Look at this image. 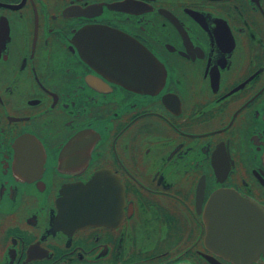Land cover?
<instances>
[{"label":"flooded vegetation","instance_id":"flooded-vegetation-1","mask_svg":"<svg viewBox=\"0 0 264 264\" xmlns=\"http://www.w3.org/2000/svg\"><path fill=\"white\" fill-rule=\"evenodd\" d=\"M0 264H264V0H0Z\"/></svg>","mask_w":264,"mask_h":264}]
</instances>
